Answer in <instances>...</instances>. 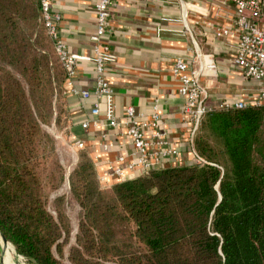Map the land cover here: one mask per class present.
Returning <instances> with one entry per match:
<instances>
[{
    "label": "trees",
    "instance_id": "16d2710c",
    "mask_svg": "<svg viewBox=\"0 0 264 264\" xmlns=\"http://www.w3.org/2000/svg\"><path fill=\"white\" fill-rule=\"evenodd\" d=\"M46 31L39 0H0V231L30 262L65 264L54 249L63 256L71 236L67 198L54 199L55 215L46 190L59 188L65 174L59 162L48 166L56 144L42 125L68 112L60 97L67 74L38 41ZM31 50L26 87L15 70L24 72ZM195 149L207 163L156 166L104 186L81 148L69 175L81 207L69 260L264 264V106L206 114ZM46 172L52 177L44 183Z\"/></svg>",
    "mask_w": 264,
    "mask_h": 264
},
{
    "label": "crops",
    "instance_id": "0c3cea01",
    "mask_svg": "<svg viewBox=\"0 0 264 264\" xmlns=\"http://www.w3.org/2000/svg\"><path fill=\"white\" fill-rule=\"evenodd\" d=\"M52 8L62 16L60 29L71 53L77 55L78 89L93 90L96 82L97 32L95 8L99 0H51ZM109 32L110 47L106 80L115 93L116 114L124 121L128 105L150 116L155 106L162 115L158 129L177 147L179 155L161 157L165 166L182 165L193 160L186 142L188 127L183 118L184 98L178 94V79L173 73L177 59L192 67L205 66L208 60L218 64L217 75L204 71L202 81L209 90L208 104L218 106L226 100L245 98L263 87L261 81L242 74L233 61L234 39L215 35L219 25H229L235 17L231 4L212 0H115ZM66 89L68 126L72 142L84 139L99 176L106 184L115 179L112 169L125 167L127 178L137 172L126 168L136 157V149L124 127L112 128L105 122L106 104L100 116L92 113L94 95L84 98ZM90 121L88 128L83 122ZM148 129L146 134L150 135ZM123 157V161L119 158Z\"/></svg>",
    "mask_w": 264,
    "mask_h": 264
},
{
    "label": "built area",
    "instance_id": "2783aa9c",
    "mask_svg": "<svg viewBox=\"0 0 264 264\" xmlns=\"http://www.w3.org/2000/svg\"><path fill=\"white\" fill-rule=\"evenodd\" d=\"M220 4H231L235 9V17L229 25H219L215 35L219 38L234 39L233 61L238 70L248 78L263 83V87L252 95L245 98L226 100L218 106L208 104L209 90L202 81L204 71H210L217 75L218 64L214 60H208L205 66L192 67L190 62L177 59L173 66V73L178 79V94L184 98L183 118L188 127L186 142L193 153V162L202 164L207 161L202 158L195 149V139L199 132L203 117L217 108H246L250 106H264V0H212ZM45 28L53 41L55 52L62 63L66 74V87L69 91L84 98L94 95L96 98L92 113L100 116L101 103L104 100L106 110L104 112L105 122L109 127H124L125 134L136 149V157L126 166L132 172L144 173L153 167L163 165L161 157H172L179 155L177 147L171 148L164 133L158 129L162 120L157 105L153 113L147 117L138 112L134 105H128L125 110L124 121L119 120L116 114L115 93L112 85L106 80L107 63L110 47L106 35L112 18V7L115 0H99L96 4L97 32L93 39L96 41V82L93 90L78 89L75 85L77 76V55L70 52L68 43L63 37L60 29L62 16L52 8L51 0H39ZM90 121L83 122V127L88 128ZM151 134H146L147 130ZM75 148L85 147L84 139L74 141ZM124 158L120 157L119 161ZM115 182L129 179L125 167L117 165L109 173ZM104 186L106 177L99 176Z\"/></svg>",
    "mask_w": 264,
    "mask_h": 264
},
{
    "label": "rangeland",
    "instance_id": "374dc122",
    "mask_svg": "<svg viewBox=\"0 0 264 264\" xmlns=\"http://www.w3.org/2000/svg\"><path fill=\"white\" fill-rule=\"evenodd\" d=\"M27 1L30 2V0ZM46 35L48 37L46 40L42 38L41 40L39 39L38 41L40 42L42 48L52 53V55L57 59V61H59L55 52L54 44L50 36L48 35L47 31H46ZM32 54H33V50H31L30 53L26 56V58H24L23 60L24 64L26 65V68L22 66L21 69L24 72H20V69L15 70V73L17 74L18 77H20V79L23 81V84L26 87L28 86V77H32V75L34 74V71H32L30 67L32 65V60H31ZM60 97L62 99V103H64L66 107L65 94L62 93ZM53 102L55 106H57V98H54ZM68 118H69V114L67 112V114L64 115V117L62 118L59 124H56L53 119L50 124L44 123L42 126L46 131H48L54 137L56 144L55 152L52 153L53 156L51 158L47 157L49 162L48 166L51 168L52 166L55 165L56 162H59L65 174L64 183L60 185L59 188L53 190L51 189V185L47 186L46 190L49 191L48 207L56 215L57 212H56L54 199L57 196L66 195L67 201L65 202L64 210L70 220L72 227V232L69 242L64 246L63 256L59 254L57 249H54V252L57 257L61 258V260L64 261L65 264H73L69 260L68 255L71 245L74 244L76 240V234L79 227V217H80L81 207L77 203V201L74 200L73 197L71 196L70 186H69V175L76 167L80 159L81 150L75 148L74 143L71 141L72 140L71 133L67 128ZM50 177L52 176L48 174V172L44 173L43 182L47 183ZM0 264H34V263L30 262L24 256L17 254L14 245L6 244L0 235Z\"/></svg>",
    "mask_w": 264,
    "mask_h": 264
},
{
    "label": "water",
    "instance_id": "95a60500",
    "mask_svg": "<svg viewBox=\"0 0 264 264\" xmlns=\"http://www.w3.org/2000/svg\"><path fill=\"white\" fill-rule=\"evenodd\" d=\"M0 235H1V237L3 238V240H4V242L6 243V244H12V242H10L2 233H1V231H0ZM13 245V244H12ZM15 247V246H14ZM15 251H16V253L17 254H19L18 252H17V250H16V248H15ZM20 255V254H19Z\"/></svg>",
    "mask_w": 264,
    "mask_h": 264
}]
</instances>
